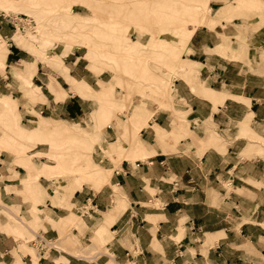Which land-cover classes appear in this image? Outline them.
Segmentation results:
<instances>
[{
  "label": "crops",
  "instance_id": "crops-1",
  "mask_svg": "<svg viewBox=\"0 0 264 264\" xmlns=\"http://www.w3.org/2000/svg\"><path fill=\"white\" fill-rule=\"evenodd\" d=\"M209 5L213 16L223 10L221 25L194 30L185 41L183 59L200 64L199 73L191 81L175 78L173 97L179 102L175 109L158 111L149 129L140 130L139 140L148 155L122 158L115 167L106 161L113 167L108 183L97 191L76 189L60 202L53 203L54 193L46 183L48 197L34 206L39 227L23 232L48 243L39 253L29 242L36 261L19 250L14 226L6 230L0 216V264H17L14 250L22 264H264V157L258 155L259 141L248 138L264 140V26L254 30L247 20L231 18L234 11L225 9L223 1L211 0ZM10 31L0 26V36L9 42V49L0 46V63L5 66L0 95H9L10 86H16L15 76L22 75L15 66L35 61L12 46ZM221 35L230 39L228 46ZM221 45L225 47L220 52ZM48 64L60 67V56L54 54ZM31 82L47 90L39 62ZM200 85L218 94L213 93L217 102L203 96ZM49 86L64 97L54 79ZM42 98L44 102L33 107L42 117L68 120L71 114L61 110L70 105L68 110L73 111L71 100L55 101L44 92ZM18 110L27 124L37 121L28 107L21 104ZM247 116L249 135L241 130ZM109 129L101 133L103 143L121 138ZM164 130L167 135L162 139ZM25 174L24 167L0 155V209L7 205L30 221L33 203L20 193ZM41 187L38 184L36 191L42 192ZM81 206L87 209L82 212ZM72 217L75 243L53 225ZM95 232L103 241L93 239Z\"/></svg>",
  "mask_w": 264,
  "mask_h": 264
},
{
  "label": "rangeland",
  "instance_id": "rangeland-1",
  "mask_svg": "<svg viewBox=\"0 0 264 264\" xmlns=\"http://www.w3.org/2000/svg\"><path fill=\"white\" fill-rule=\"evenodd\" d=\"M210 1L0 0V26L11 29L12 46L17 45L35 60L22 62L23 66L14 64L22 75H14L16 86L9 88L16 89L13 97L10 91L9 95H0L3 106L0 108V155L13 165L25 168L20 193L25 200L32 201L33 218L27 221L7 205L0 209V216L6 230L10 232L9 227L14 226L23 254H30L36 261V250L29 243L35 236H25L23 232L28 227L36 232L39 227L34 206L48 197L43 188L46 183L51 194L54 193L53 203L60 202L76 189L99 190L109 182L112 168L122 158L142 159L148 155L139 140L140 130L149 129L158 111L175 109V103H179L173 97L175 78L191 81L199 73L200 64L183 59L185 41L194 30L202 27L213 30L221 25L223 10L217 16L211 15ZM219 1L227 4L225 9H233L231 18L247 20L254 30L264 26V0ZM14 35L20 43L14 41ZM222 40L225 46L230 44L229 38L222 37ZM8 43L0 36V46L9 49ZM225 46L221 45L219 51ZM54 54L61 58L60 67L48 64ZM36 62L47 77V90L41 91L31 82ZM0 73L5 75V66L1 63ZM50 79L65 92L64 97L58 89L51 91ZM200 89L203 96L206 94L205 97L217 102L214 95L218 94L202 85ZM43 92L53 95L55 101L71 100L73 111L68 110L70 105L61 110L71 114L67 121L48 119L34 110V106L44 102ZM74 101L80 104L77 109ZM21 104L28 107L37 121L27 124L21 120L18 110ZM248 120L247 116L241 123L245 135L251 133ZM107 126L121 135L115 143H103L101 133H105ZM154 130L160 133L156 125ZM161 133L164 139L165 130ZM211 137L212 142L217 141L215 134ZM248 138L264 146L262 138ZM262 146L257 151L264 157ZM106 161L113 167H108ZM38 184L42 192L36 191ZM11 189L16 190L7 188V191ZM0 204L3 203L0 201ZM82 209L83 212L87 207ZM75 220L62 218L53 224L55 228L60 227L61 236H67L68 240L72 237L74 243L78 242L71 236ZM93 239L102 240L96 232ZM12 255L17 264H22L15 250Z\"/></svg>",
  "mask_w": 264,
  "mask_h": 264
},
{
  "label": "built area",
  "instance_id": "built-area-1",
  "mask_svg": "<svg viewBox=\"0 0 264 264\" xmlns=\"http://www.w3.org/2000/svg\"><path fill=\"white\" fill-rule=\"evenodd\" d=\"M31 242L39 253L41 252L42 249H44L48 245L47 241L38 235L35 237V239H32Z\"/></svg>",
  "mask_w": 264,
  "mask_h": 264
},
{
  "label": "bare ground",
  "instance_id": "bare-ground-1",
  "mask_svg": "<svg viewBox=\"0 0 264 264\" xmlns=\"http://www.w3.org/2000/svg\"><path fill=\"white\" fill-rule=\"evenodd\" d=\"M189 17H191L192 18V14H191V16H189ZM17 29V28H16ZM9 45V44H8ZM42 238V237H41ZM48 246V245H47Z\"/></svg>",
  "mask_w": 264,
  "mask_h": 264
}]
</instances>
